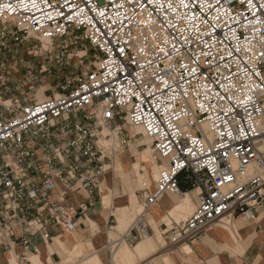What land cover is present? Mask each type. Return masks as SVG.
<instances>
[{
	"label": "built area",
	"instance_id": "2783aa9c",
	"mask_svg": "<svg viewBox=\"0 0 264 264\" xmlns=\"http://www.w3.org/2000/svg\"><path fill=\"white\" fill-rule=\"evenodd\" d=\"M26 42L52 54L57 92L0 109L2 239L74 231L49 199L55 178L101 196L116 155L99 145L103 129L133 137L120 121L144 129L160 165L137 192L135 238L150 235L145 215L165 193L197 194L174 243L264 206V0H0L1 66Z\"/></svg>",
	"mask_w": 264,
	"mask_h": 264
},
{
	"label": "crops",
	"instance_id": "0c3cea01",
	"mask_svg": "<svg viewBox=\"0 0 264 264\" xmlns=\"http://www.w3.org/2000/svg\"><path fill=\"white\" fill-rule=\"evenodd\" d=\"M34 45V42H26L21 48L19 47L20 49L15 50L14 57L8 56V61L3 62L5 65L1 66L0 63V75L6 78L7 83L6 90L0 87V109H3V104L14 100L20 103L39 100L37 94L43 87L45 98L57 92L53 72L57 64L52 54L34 48ZM48 69L51 72L47 71ZM7 116L10 114L8 113ZM124 152V150L119 152L118 163L122 162L126 166L127 174L132 170L134 148L129 147V152ZM37 153L39 156L41 151L38 150ZM154 159L159 165L155 154ZM144 163L147 164V168L140 169L145 174L144 179L147 182L144 184L146 185L144 190L150 191L154 188L155 181L152 161ZM112 166L113 168L105 171L103 175L105 188L109 189L110 186L114 195L112 203L108 206L104 205L102 194L99 196L95 193L91 196L81 188L67 189L58 178H55L57 185L49 193V199L63 202L69 209L71 218L79 222L78 226L74 231L67 233L61 226L49 224L47 226L49 237L43 233L31 235L28 246L23 244L21 230L16 228V237L13 239L6 241L5 238L0 237V264H11L14 255L17 256L18 264H32L31 258L36 256L43 264H68L66 261L70 258V254L65 251L61 241H64L71 252L79 246L84 252L80 261L90 255H97L101 264H126L127 261H122V258L118 261L116 257L125 244L131 249L130 258L134 260L133 264H140L145 260H149L152 264H165L166 255L171 257L174 264H264V206H255L247 213L237 215L230 226L223 223L212 224L188 243L192 249L190 253H186L172 241L174 234L172 226L176 220L170 214V210L185 194L179 196L165 193L150 207L145 215L150 227L149 236L135 238V231L131 229L133 222L125 232L120 233L115 228L118 219L116 220L114 213L117 211L118 217V208L130 206L128 203L130 197L128 198L127 193L121 190V185L116 184L118 166L116 167L115 159ZM38 171L35 166L34 173L39 174ZM187 193L196 207V191L190 190ZM115 205L119 207L115 209L113 207ZM81 206L85 208L84 214L80 210ZM165 216L170 219L171 224L164 220ZM114 221L117 223L112 224ZM111 233L118 234V237L122 236V241L116 248L108 246Z\"/></svg>",
	"mask_w": 264,
	"mask_h": 264
},
{
	"label": "rangeland",
	"instance_id": "374dc122",
	"mask_svg": "<svg viewBox=\"0 0 264 264\" xmlns=\"http://www.w3.org/2000/svg\"><path fill=\"white\" fill-rule=\"evenodd\" d=\"M75 61H77L76 57H75ZM120 123L122 125H124L123 127L126 129L124 132L125 133L128 132L129 135H132L133 137L131 138V141H129L128 138H127V141L122 143V144H120V141L118 139V143L115 144V147H117L116 155H115L116 167L118 166V155H119V152L122 151V150L125 151L124 153L129 152V147H131V148H134V150H137V153H136V151H134V153H132V159H133L134 162L137 161L138 156H140V159L142 161V165L145 164L144 162H147L149 160L152 161L151 167H152V173H153L154 179H155L157 177L158 172H159V169H160L159 167L160 166L158 167V166L154 165V160H155L154 159V154L155 153L153 152V149L149 151V157H148L147 160H146V158L143 157L142 150L147 146L146 140H145L146 135L143 133V131L139 132V133L136 132L135 127L129 125L128 123H125L123 121H120ZM101 137H103V136L101 135L100 138ZM99 145L103 149H107L106 152H105L106 155H109V156L112 155V151L113 150L109 146H103V144H101L100 142H99ZM152 148H153V146H152ZM143 167H145L144 169H146L147 168V164L143 165ZM112 168H113V166H112ZM125 168H126V166H125ZM109 171H111V170H109ZM116 173H117V175L115 174L116 175L115 176L116 177L115 178L116 184L117 185H121V190H123L124 193H127L128 198L130 197V202H128V203L130 204V206L132 205L131 208L126 213L127 214V219H126V222H125L123 228L122 229H118V231L120 233H123L129 228L131 223L136 218L137 214L142 210V205H141V202H140L139 197L137 195V191L138 190H140V191L144 190V187H146V185H144V184L147 183V182L144 179L145 177L142 175L143 172H141L140 170L137 171L136 169L132 168V170H130V172H128L126 175L119 174L118 170H117ZM102 186L104 187V182H103ZM108 188L109 189H105L104 191L113 193L111 188H110V186ZM113 207L116 209V208L119 207V205H115ZM194 209H195V206L193 204H191L189 206H186V208L184 210H182L180 213H179V210L171 211L172 210L171 209L170 210V214L173 216V218L176 221L179 222V221L185 220L194 211ZM116 212L117 211H115L114 215H115V218L117 220ZM119 212H120V210H118V213ZM164 220L168 221V223L171 224V221L168 220V217H164ZM116 223L117 222L114 221L112 224H116ZM116 237H118V234H116V235L114 234L113 235L111 233V238L112 239H114ZM161 240H162V238H161ZM179 243H181V242H179ZM179 243H176V245L178 246ZM83 253L84 252L80 248L74 249L73 256L71 258H68L66 262H68V264L70 262H73V263L75 262L76 264H79L80 260L82 259V254ZM144 255H140V257H144ZM166 256H168V255H166ZM116 257H117V260L120 261L119 251H118V254H117ZM122 261H127L126 264H133L134 263V260H132L131 258H122Z\"/></svg>",
	"mask_w": 264,
	"mask_h": 264
},
{
	"label": "bare ground",
	"instance_id": "6f19581e",
	"mask_svg": "<svg viewBox=\"0 0 264 264\" xmlns=\"http://www.w3.org/2000/svg\"><path fill=\"white\" fill-rule=\"evenodd\" d=\"M42 41L44 43V46L47 47V43L50 40L45 38V37H42ZM43 89H44V87L41 88L39 94L37 95L39 100H43L46 97L45 94L43 93ZM2 101H5V100H2ZM134 127H135L136 132L139 133V132L143 131V133L145 134V131H144V129L141 126H134ZM102 134H103V137H101L99 139V142L101 144H103V146H109L113 151H116L117 147H115V144L118 143V139H119L117 131L116 130H111V129H108V128H104ZM145 140H146L147 146L144 148V150L142 152H143V157L146 158V160H147L148 157H149V151L152 150L153 148L151 146L152 139L150 137L146 136ZM134 151H136V153H137V150H134ZM143 165H145V164H143ZM143 165H142L140 156H138L137 161L132 162V164H131L132 168L136 169L137 171H139L141 168H145V167H143ZM154 165L158 166V167L160 166V165H158V163L155 160H154ZM118 171L122 175L126 174L125 165L122 162L118 163ZM142 175L145 177V174L142 173ZM105 189L106 188H105V182H104V187L102 186V188H101V194L103 196V203H104L105 206H107V205L112 203V201L114 199V195L111 192H105L104 191ZM191 204H192V202L190 200L189 194L185 193L183 198L179 201V203L174 205V207L172 208L171 211L179 210V213H180L182 210H184L186 208V206H189ZM131 206H125V207H121V208L117 209V210H120V212L118 214V217H117L118 223H117V225L115 227L117 230L123 228V226H124V224L126 222V219H127V214L126 213L131 208ZM165 217H167V216H165ZM168 220L170 221L169 218H168ZM112 234L116 235V233H112ZM61 244H62L63 248L65 249V251H67L68 254H70V258H71L72 254L74 253V251L71 252L70 248H68V246L64 243V241H61ZM179 246L186 253H190L192 251L191 247L187 243L181 242V243H179ZM76 248H79V246H76L75 249ZM131 256H132L131 249H130V247L128 245L125 244L122 249L120 248V250H119V257L120 258H130ZM31 261H32V264H43L42 261H40L37 258V256L36 257H32ZM164 262H165V264H174V262L172 261L170 256H165L164 257ZM11 264H18L16 255H14L12 257ZM79 264H101V262H100V260H99L97 255H93V256L90 255L89 257H87L84 260L80 261Z\"/></svg>",
	"mask_w": 264,
	"mask_h": 264
},
{
	"label": "trees",
	"instance_id": "16d2710c",
	"mask_svg": "<svg viewBox=\"0 0 264 264\" xmlns=\"http://www.w3.org/2000/svg\"><path fill=\"white\" fill-rule=\"evenodd\" d=\"M181 187L184 189V190H187L189 187L183 183H181Z\"/></svg>",
	"mask_w": 264,
	"mask_h": 264
}]
</instances>
